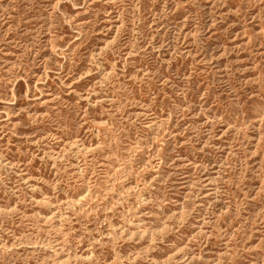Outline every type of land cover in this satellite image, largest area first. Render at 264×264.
Instances as JSON below:
<instances>
[{"label":"rangeland","instance_id":"1","mask_svg":"<svg viewBox=\"0 0 264 264\" xmlns=\"http://www.w3.org/2000/svg\"><path fill=\"white\" fill-rule=\"evenodd\" d=\"M0 264H264V0H0Z\"/></svg>","mask_w":264,"mask_h":264}]
</instances>
